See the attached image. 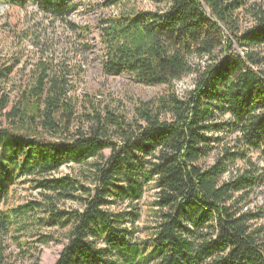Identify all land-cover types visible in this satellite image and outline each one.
Masks as SVG:
<instances>
[{"label": "trees", "instance_id": "trees-1", "mask_svg": "<svg viewBox=\"0 0 264 264\" xmlns=\"http://www.w3.org/2000/svg\"><path fill=\"white\" fill-rule=\"evenodd\" d=\"M144 1L106 0L116 14L99 23L105 76L169 87L132 119L80 106V64L39 57L17 84L21 58L0 51V264L8 239L23 261L66 240L56 264H264L249 208L264 183V0ZM5 3L88 34L70 19L77 0ZM26 185L35 197L15 205Z\"/></svg>", "mask_w": 264, "mask_h": 264}, {"label": "rangeland", "instance_id": "rangeland-1", "mask_svg": "<svg viewBox=\"0 0 264 264\" xmlns=\"http://www.w3.org/2000/svg\"><path fill=\"white\" fill-rule=\"evenodd\" d=\"M258 2L260 0H250ZM106 0H77V8L71 13L70 19L73 23L86 27L89 31L86 37L79 38L73 32H69L59 22L52 26L50 20L39 16L33 7L21 9L10 7L5 0H0V51L2 55L18 54L20 67L15 82L21 84L26 80L32 66L39 57L54 58L55 63L68 61L69 64H80L83 70L82 81L79 83L76 97L80 106L91 107V102L99 104L102 109L109 107L117 114L123 115L127 119H132L135 109L143 102H151L165 96L169 92L168 86L146 84L139 81L134 75L122 73L114 76L103 74L102 44L100 38L99 23L102 18H108L116 14V10L105 7ZM138 6L145 9H152L153 5L147 1L140 0ZM48 49V55L44 54ZM194 85V76L187 77L175 83L177 93L181 96L191 90ZM17 99V94L12 95V101ZM11 108V107H10ZM9 108V109H10ZM79 110V109H78ZM79 112H81L79 110ZM80 114V113H79ZM5 125V120L0 114V126ZM106 156H110L106 152ZM253 158L258 159L253 155ZM264 167V163L259 161ZM244 164L238 163L236 168L241 170ZM77 167H65L60 171V176L72 175L77 171ZM15 205L25 202L30 197H35L36 193L29 190V185L19 187ZM155 192L149 188L143 201L141 202L142 219L139 227L147 229L151 226V219L148 216L150 205L154 200ZM252 211L260 214V226L264 227V183L255 189L250 198ZM63 232H57V238H63ZM142 238L146 237L144 231ZM67 241L62 244H51L41 247L36 245L40 253V261L37 258L30 260L17 259V247L13 240H7L2 254L1 264H56L59 255L64 249Z\"/></svg>", "mask_w": 264, "mask_h": 264}]
</instances>
